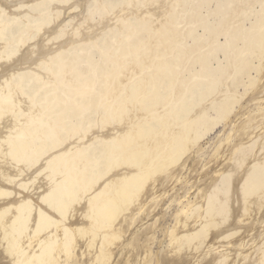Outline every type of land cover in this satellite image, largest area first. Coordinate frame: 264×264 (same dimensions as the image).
I'll list each match as a JSON object with an SVG mask.
<instances>
[{
    "label": "bare ground",
    "instance_id": "bare-ground-1",
    "mask_svg": "<svg viewBox=\"0 0 264 264\" xmlns=\"http://www.w3.org/2000/svg\"><path fill=\"white\" fill-rule=\"evenodd\" d=\"M36 1L52 6L33 17L43 32L34 28L33 45L31 34L16 38L20 55L1 66L28 65L20 72L34 93L22 73L5 71L0 264H155L166 215L156 208L189 151L219 126L230 133L191 184L193 200L180 201L172 247L156 264H264V102L248 107L264 91V0H92L67 35L57 9L79 0ZM88 133L107 140L105 172L79 144ZM38 176L41 192L19 190Z\"/></svg>",
    "mask_w": 264,
    "mask_h": 264
},
{
    "label": "rangeland",
    "instance_id": "rangeland-1",
    "mask_svg": "<svg viewBox=\"0 0 264 264\" xmlns=\"http://www.w3.org/2000/svg\"><path fill=\"white\" fill-rule=\"evenodd\" d=\"M19 1H22V0H0V16L3 17V18L5 17L4 19L3 18L2 19L4 20V22L7 23V25H6L7 29L9 28L8 30L10 31L9 32L7 29L5 30V34L3 36L4 44L3 45L0 44V48H1L0 50H3L4 53L8 52L9 54L12 55L9 59L0 58V73H1L0 74V85L6 79V77L8 76V74H6L7 72L10 73V74H12L13 72H14L13 74L17 73V74H15L13 76V80H16L18 78L19 74L22 73L25 76V78H24L25 84H27L28 87L31 89V93H34L33 92L34 89L30 87L31 83L28 82V80H30V77L28 76L29 74L25 73V71L20 72L21 69L26 68L28 65L21 64V66H19V69H18V66H17L18 70L15 69L16 67L13 68L14 66H12V68L10 67L9 69L10 70L13 69V71H10L9 69H8V71H6L7 69H3V67H1V66H4V64H6L7 62L12 63L11 61L16 60L17 56L20 55L21 52L16 51L17 49L15 47L16 46V41H17L16 38H18V37L20 38L21 35H22L21 37H23V36H26L27 34H31L28 43L30 45H33V44L36 43L37 38H38V36L37 37L35 36L36 35L35 34L36 31L38 30L37 32L39 34V33H42L43 30H39L38 28H36L35 22L37 20L35 21V18H33V17L34 16L37 17L36 19H41V17H42L41 20H43L44 18L46 19L47 18L46 16L51 11L52 6L48 5L49 8H46V5L43 4V6H42V3L38 4V1H36V0L35 1L34 0L33 1L32 0H29V1L28 0L27 1L23 0L21 3H19ZM7 2H10V4L7 3ZM78 2H75L73 7L66 14H65V11L68 8H64L63 5H67V4H63V5L60 6V8L57 9V11L59 12L58 13L59 16H58L57 20H60V19L64 20L59 32L60 31L65 32L66 31V35H67L68 32L73 28V26L77 22H80V24H81V21L77 19V15H79V13L81 11L82 3L84 4L83 7L87 8V7H90V4H91L92 0H79ZM34 3H36V4L34 5ZM42 7L46 8V9H44ZM17 9H18V12H17ZM35 9H37V10H35ZM13 11H15V12H13ZM38 11H39V13H37ZM38 15H41V16L38 17ZM32 19H34V20H32ZM31 21H33V22H31ZM30 27H31V29H30ZM34 28L37 29V30H35ZM5 39L7 41H5ZM221 39L222 38H220L219 40H221ZM5 48H7V49H5ZM5 71H6V73H5ZM132 74H133V72L130 70V74L129 75H132ZM3 75H4V77H3ZM26 76H28L29 78L26 77ZM121 76L125 77V74H121ZM122 86H124V84H122ZM138 92H139V90H138ZM35 93L37 94L36 91H35ZM260 95H261L260 100H257V98H256L254 101L250 102L249 105H248L249 108H251V109L257 108L259 102H261V101L264 102V91L260 92ZM190 102H192V100ZM149 104L150 103H148V102L147 103H140L139 105H137L135 107V109H136L135 113H138L135 116H137L138 119L143 120L145 118L146 115H144V109H148L149 108ZM146 105L148 107H146ZM195 105H193V106H195ZM242 106H244L243 103H242ZM192 111H193V108L192 107H188L187 111L185 112L187 115L184 117V119ZM127 112L128 113L126 115H133V113H131L129 111H127ZM181 118H174L172 116L171 117V124L175 125V128H181L182 126H185L186 122L183 121L184 119L181 120ZM260 119L263 120L264 119L263 116H260L258 121ZM0 123H1V125H0V128H1L3 126V124H2L3 122L1 121ZM134 124L135 123H128L125 128L130 131V130H132ZM244 124H245V121H241V122L238 123L237 127L238 128L242 127ZM15 125L16 124H11V125H9L10 128H8L9 127L8 126L7 127L8 129L7 128H3L2 130H6L5 132H8V131L12 130V127H16ZM153 129H156V127L153 128ZM229 133H230V129L229 128H225L224 129L222 126H219V127L216 128L215 131L211 132L208 136L203 138L199 145H195L191 149V151H189V155H190L191 158L184 162V166L180 170H178L177 174L171 179L169 185H171L170 188H172L173 186L175 187V190H174L175 192L172 191V192L167 193V195L165 194L164 195V197L166 199L165 202L166 201L167 202L165 203L164 201H161V205L157 206V208H156L157 209L156 211H159V212L161 211V207H162V209L164 208L163 210H164V213L166 215H164V216L162 214L160 215V217H162V220H163L162 222L163 223L161 224V228L158 229V231H156L157 245L154 248L155 254H154L153 257H151V262L152 263L156 264V262H157L156 256L159 257L160 252H164V251H167V250L171 249L172 244L169 243L168 236H169V233L171 231L172 225L174 224V218H175L176 214L179 213L180 210H181V202L186 201L185 199L188 198V197H189V199L193 200V197H194V194H195L193 191H191V193L187 195V192L190 190L191 184L195 180L197 181L199 179L198 175L200 174V172L206 170V167L208 165L213 164V160L216 159L215 156H216V153H217V148L221 144V140L225 139V137ZM237 134L238 133L235 134V138H236ZM106 141L107 140L104 137H101V136L95 135V134L91 135V133H88L87 137L83 141L81 140L79 142V144L81 143L80 145L83 147V149L86 150L87 154L89 153L88 156L91 159L90 163H93L94 160H98V162H101L100 163V167H101V169L104 172H105V167L106 166H104V163H102V160L105 157L104 155L107 154ZM236 142H238V141H236ZM232 147H233V145L227 147L225 155H228L230 153ZM96 152H97V154H95ZM3 158L4 157H0V164L3 165V166L4 165L6 166V164L8 162L6 161V159H3ZM1 165H0V169L2 168ZM34 168H35V166L32 167L29 170L28 173L32 172V170ZM26 174L27 173H24L23 174L24 176L22 175L25 178H23L22 176L18 177V181L20 182V180H21V182H23L24 179H25L24 182H27L28 181V177H27L28 175L26 176ZM177 178H178V181H176ZM42 183H43V180H42L41 176H38L36 181H35V184L32 185V187H30L29 189L28 188L27 189L20 188L19 190H21V191H23L24 193H27V194H28V192H29V194L30 193L31 194L39 193L42 190V188H40V185ZM186 187H187V189H186ZM147 189H149V188H147ZM21 196H22V194L16 195V199H17L18 202L21 201V199H22ZM159 199L160 198H157V201ZM255 225L256 224H254V228H255ZM162 228H163V231H161ZM252 232L254 233V231H252ZM158 243H160V245H161L159 251H158V246H159Z\"/></svg>",
    "mask_w": 264,
    "mask_h": 264
}]
</instances>
